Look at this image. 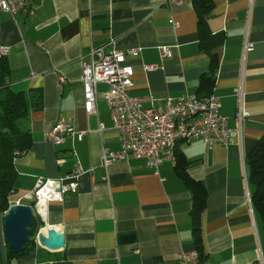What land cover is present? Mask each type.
Here are the masks:
<instances>
[{"label": "crops", "instance_id": "1", "mask_svg": "<svg viewBox=\"0 0 264 264\" xmlns=\"http://www.w3.org/2000/svg\"><path fill=\"white\" fill-rule=\"evenodd\" d=\"M213 4L209 31L224 38L208 50L201 48L192 0H35L33 17L0 12V46L9 49L0 58L8 63L10 88L36 106L20 122L32 144L14 161L17 184L10 206L32 205L28 196L37 181L59 180L76 159L84 171L77 193L50 204L43 223L64 235V248L49 251L38 244L34 254L10 264H171L183 251L196 250L193 194L175 164L154 170L129 157L107 172L101 167L103 152L120 150V141L104 100L106 85L97 86V114L84 108L82 58L91 47L140 49L137 56L127 55L134 69L128 92L160 101L198 94L218 54L212 94L229 118L234 144L209 147L196 139L178 149L190 163L188 175L207 190L199 221L205 263L264 264V225L251 201L246 162L264 137V0ZM150 66L155 69L146 70ZM240 104L250 116L238 133ZM57 123L70 124L83 139L47 142ZM127 236L133 239L124 241Z\"/></svg>", "mask_w": 264, "mask_h": 264}, {"label": "built area", "instance_id": "2", "mask_svg": "<svg viewBox=\"0 0 264 264\" xmlns=\"http://www.w3.org/2000/svg\"><path fill=\"white\" fill-rule=\"evenodd\" d=\"M35 0H0V12L12 17L21 14L35 16L33 8ZM176 27L177 25L174 24ZM246 43L245 49L251 50ZM8 48L0 46V57L8 53ZM163 56H169L167 47L160 48ZM140 49H130L126 52L106 50V47H91L82 58L84 108L87 114H97L99 84L106 85L104 100L111 114L113 128L117 131L120 150L104 151L101 167L107 172L116 162L125 161L129 157L143 160L149 169L158 170L165 162L176 164V150L179 143H187L201 139L209 147L232 145L233 129L229 127V118L220 113L219 99L214 95L199 97L198 94H184L176 99L158 100L154 95H130L128 90L133 86L134 69L127 63V55L137 56ZM154 66L146 70H154ZM61 82L66 80L61 78ZM241 88L236 89V95L241 98ZM144 103H149L144 108ZM249 113L243 110L241 104L235 120L237 132L241 133L244 121ZM84 133L76 132L68 123H57L47 133L46 141L53 145H62L68 139L81 141ZM73 157L76 153L71 151ZM20 155V154H19ZM84 174L83 168L76 159L69 173L59 180L39 179L34 191L28 196L32 201L35 217L46 222L49 206L63 201L68 194H76L78 182ZM248 198L250 199L249 193ZM42 227L35 242L40 245L39 234L46 232ZM139 253L138 250L135 251ZM166 264V263H161ZM171 264H206L197 250L183 251L175 263Z\"/></svg>", "mask_w": 264, "mask_h": 264}, {"label": "trees", "instance_id": "3", "mask_svg": "<svg viewBox=\"0 0 264 264\" xmlns=\"http://www.w3.org/2000/svg\"><path fill=\"white\" fill-rule=\"evenodd\" d=\"M192 3L198 14L202 50H208L223 42V34L212 35L208 27V20L214 8L213 0H192ZM219 61L218 54L215 53L211 60L210 71L204 74L200 80L199 97L212 95ZM9 78L8 63L5 59L0 58V210L2 214L9 209V196L14 192L17 184L14 161L26 154L32 144L31 135L21 130L20 122L28 117L31 109L36 107L23 93L15 92L10 88ZM246 162L249 169V182L253 189L251 201L264 225V137L247 156ZM189 164L185 155L177 147L176 173L184 180L193 194L192 218L196 234V250L204 261L199 221L206 207L207 190L201 181L194 180L188 175L186 169ZM42 227L43 222L35 217L31 242L25 244V250L22 253L9 254L7 245L5 246L8 264L12 259H21L35 253L38 244L34 237ZM0 264H2L1 253Z\"/></svg>", "mask_w": 264, "mask_h": 264}, {"label": "water", "instance_id": "4", "mask_svg": "<svg viewBox=\"0 0 264 264\" xmlns=\"http://www.w3.org/2000/svg\"><path fill=\"white\" fill-rule=\"evenodd\" d=\"M35 213L32 205L15 204L9 207L4 214L0 210V253L2 264H8L6 248L9 254L22 253L25 244L31 242L32 228L34 226ZM133 237H124V241ZM39 242L49 251H59L64 248V235L56 228L49 227L46 232H40Z\"/></svg>", "mask_w": 264, "mask_h": 264}]
</instances>
